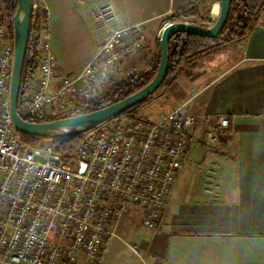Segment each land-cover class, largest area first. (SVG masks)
Masks as SVG:
<instances>
[{
  "label": "built area",
  "instance_id": "obj_1",
  "mask_svg": "<svg viewBox=\"0 0 264 264\" xmlns=\"http://www.w3.org/2000/svg\"><path fill=\"white\" fill-rule=\"evenodd\" d=\"M31 5L42 28L41 57L32 89L19 105L24 119L69 116L113 76L134 74L125 72L126 62L146 37L140 26H118L113 6L96 8L95 28L102 36L96 55L79 73L64 75L51 48L50 10L42 0ZM13 55L10 23L0 11V264H103L121 221L133 210L141 213L145 229L162 225L201 116L181 106L155 121L140 115L112 119L84 134L67 162L52 139L31 147L15 129L9 97ZM216 121L205 135L211 149L229 127L225 116Z\"/></svg>",
  "mask_w": 264,
  "mask_h": 264
},
{
  "label": "crops",
  "instance_id": "obj_2",
  "mask_svg": "<svg viewBox=\"0 0 264 264\" xmlns=\"http://www.w3.org/2000/svg\"><path fill=\"white\" fill-rule=\"evenodd\" d=\"M42 1L51 13L57 65L64 75H75L97 53L102 37L95 28L98 6H113L120 27L140 26L146 42L131 58L142 53L153 61L171 14L205 0ZM218 11L219 3L213 2V19ZM169 84V112L185 106L201 116L191 150L168 197L162 225L145 229L141 213L133 210L121 221L119 238L103 264H264V4L242 41L189 63ZM220 116L229 120V140L225 150L210 152L202 137ZM130 252L141 262L126 261L123 256Z\"/></svg>",
  "mask_w": 264,
  "mask_h": 264
},
{
  "label": "trees",
  "instance_id": "obj_3",
  "mask_svg": "<svg viewBox=\"0 0 264 264\" xmlns=\"http://www.w3.org/2000/svg\"><path fill=\"white\" fill-rule=\"evenodd\" d=\"M34 0H31L33 2ZM221 0H206L208 5L213 2L220 3ZM264 4V0H234L231 5V13L226 27L222 33L216 38L200 37L198 35L179 33L172 37L169 42V72L162 86L170 81L175 80L185 69V67L204 55L220 50L223 46L242 41L253 29L254 21L257 14ZM0 11L4 14V20L10 23V33L12 36V21L17 11V0H0ZM183 17L199 15L196 8L184 11ZM207 14H210V9ZM181 16H171L169 23L180 22ZM41 24L32 16L30 35L25 59V65L22 75L21 94L19 105L21 106L24 95L32 89L33 81L40 62V51L38 48L39 37L41 33ZM13 40V38H12ZM160 42L158 41V54L153 61H147L146 69L136 74L127 76L124 79L116 80L112 78L108 86H104L98 96L91 102L80 104L76 107L73 113L69 116L81 115L89 113L106 106L112 105L127 96L139 91L146 86L155 76L160 62ZM161 86V87H162ZM154 95V94H153ZM149 97L143 103L136 107L127 110L120 114L117 118L125 115L139 116L140 109L153 97ZM66 117H51L47 121L39 119L26 120L33 123L55 121ZM116 119V118H115ZM211 126L215 129L217 121L213 120ZM20 138L31 147H37L46 138L33 137L20 134ZM84 138L83 135H77L68 138L52 139L56 150L60 153L67 162H71L72 156ZM229 137L224 135L220 137V145L218 151H223L226 148Z\"/></svg>",
  "mask_w": 264,
  "mask_h": 264
},
{
  "label": "water",
  "instance_id": "obj_4",
  "mask_svg": "<svg viewBox=\"0 0 264 264\" xmlns=\"http://www.w3.org/2000/svg\"><path fill=\"white\" fill-rule=\"evenodd\" d=\"M233 1H220L218 18L211 27H203L188 22H175L165 25L159 40L161 54L158 70L153 79L139 91L112 105L89 113L55 121L33 123L24 119L19 113V98L30 35L32 5L31 0H17V11L12 21L14 55L9 93L10 111L15 129L23 135L49 139L83 135L143 103L161 88L167 78L169 72V42L172 37L179 33H188L200 37L216 38L227 25Z\"/></svg>",
  "mask_w": 264,
  "mask_h": 264
},
{
  "label": "rangeland",
  "instance_id": "obj_5",
  "mask_svg": "<svg viewBox=\"0 0 264 264\" xmlns=\"http://www.w3.org/2000/svg\"><path fill=\"white\" fill-rule=\"evenodd\" d=\"M211 5H208L206 0L203 1L198 7H196V10L198 11L199 15L189 16V17H184V18H182L183 17L182 16L180 22L194 23L196 25L203 26V27L213 26V24H215L217 18L213 19L210 14L209 15L207 14L208 10L211 9ZM164 23L165 22H163L160 25V27H162ZM167 24H169V23H166L165 25H167ZM147 61H148L147 58H144L142 53H140L139 55L134 56L133 58H131V60H129L128 64L126 65V71L125 72H127L128 70H134V74H136L140 71H144L146 69ZM127 76H128L127 73H123L121 75L115 76V79L116 80L124 79ZM169 83L170 82H168L167 84L162 86L153 95V97L146 103L144 111H141V109H140V111L142 112V114L140 116H142L144 118L157 119L160 115H163V114L168 113L170 111L169 99L165 98V95L167 94V92H169V87H170ZM108 85H109V82L105 85H102L100 88H98L97 89L98 91L96 92V97L99 94L98 92H101L103 90L104 86H108ZM202 140L204 142L205 148H207L210 152H213L214 150L216 151L219 149V147L215 148V149H210L206 145V140L204 137H202ZM196 144L197 143H195V146H196ZM123 258L126 261L134 258L138 261L140 260V262H141V258L133 255L131 252L128 254L125 253Z\"/></svg>",
  "mask_w": 264,
  "mask_h": 264
},
{
  "label": "bare ground",
  "instance_id": "obj_6",
  "mask_svg": "<svg viewBox=\"0 0 264 264\" xmlns=\"http://www.w3.org/2000/svg\"><path fill=\"white\" fill-rule=\"evenodd\" d=\"M219 11H220V6H219ZM219 11H218V14H217V17H216V18H218V15H219Z\"/></svg>",
  "mask_w": 264,
  "mask_h": 264
}]
</instances>
